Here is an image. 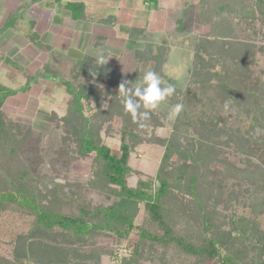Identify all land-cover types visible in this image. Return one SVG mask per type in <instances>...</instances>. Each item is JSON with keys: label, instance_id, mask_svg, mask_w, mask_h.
<instances>
[{"label": "trees", "instance_id": "16d2710c", "mask_svg": "<svg viewBox=\"0 0 264 264\" xmlns=\"http://www.w3.org/2000/svg\"><path fill=\"white\" fill-rule=\"evenodd\" d=\"M64 6L74 19L84 17V1H68ZM96 21L114 25L117 17L110 14ZM178 21L176 28L184 32H193L194 24L210 29L197 31L185 87H176L167 98L183 108L169 135H160L155 141L165 150L155 179L139 178L131 185L129 178L135 170L129 158L135 144L154 141L146 136L150 127L154 130L162 125L163 114L157 108L148 119L133 122L121 103L118 89L124 82L108 60V51L102 54L103 66L94 54L77 60L61 81L67 95L64 113L53 110L49 115L63 128L68 151L81 158L93 156L85 185L78 192L56 181L40 196L28 187L33 174L29 170L19 175L18 182L11 179L6 162L19 156L33 129L6 113L4 106L17 91L0 80V226L14 223L17 235L12 256L0 252V264H101L103 255L117 264H264V80L255 68L257 55L264 56V0L187 1ZM4 27L22 28L12 14ZM128 35L134 40L148 37L140 26L131 27ZM104 37L99 36V41ZM32 40L36 43V37ZM169 50L164 42L148 41L133 54L138 65H153L152 70L160 74ZM103 130L119 136L118 149L104 140ZM225 151L238 162L219 156ZM216 161L225 168L212 170ZM229 184L234 185L235 199L239 193L243 199L231 203L229 198L218 210L233 238L226 240L221 234L227 229L212 231L214 215L212 218L205 210L207 200L202 197L219 191L216 205ZM84 186L105 193L109 200L93 202ZM184 201H195L202 209L199 221L204 224L199 236L188 235L181 225H175L177 207ZM141 212L143 217L137 222ZM134 231L138 240L132 246L126 244L124 254L98 243L104 236L126 243ZM238 237L250 242L254 238L262 246L248 258V251L237 247Z\"/></svg>", "mask_w": 264, "mask_h": 264}, {"label": "rangeland", "instance_id": "374dc122", "mask_svg": "<svg viewBox=\"0 0 264 264\" xmlns=\"http://www.w3.org/2000/svg\"><path fill=\"white\" fill-rule=\"evenodd\" d=\"M47 1L24 0L11 1L7 4L5 0H0V80L17 91L16 95L8 98L4 109L10 117L32 126L33 129L32 137L22 148L19 156L13 157L6 163L11 170V179L15 182H18L19 175L23 171L33 172L28 179L30 185L28 187L39 191L37 194L40 196L45 195L56 181L66 184L67 190L78 192L89 174L93 156L81 158L73 150L68 151L63 141V128L57 126L55 117L49 116L53 110L59 114L64 113L67 95L61 81L69 76L78 59L86 54L99 57L104 51H108L111 56L108 60L116 65L119 79L135 85L146 70L153 69V65H138L133 54L134 50L144 47L148 41L164 42L170 50L164 68L158 75L164 86L173 84L177 88H183L194 58L197 31L206 32L210 29L209 25L197 24H194L193 32H184L178 26L176 28L186 2L197 3L198 0H82L85 2V12H83L85 14L79 20H73L69 8L60 6L62 4L60 2L66 0H59L53 7L45 6ZM10 13L14 20L20 21L22 27L20 34L1 25ZM110 14L117 17L116 24L96 21L98 17ZM31 20L37 23L33 33L36 43L26 42L18 36L22 34L21 32L28 33L31 30V27L29 28ZM136 25L146 29L148 33L146 39L134 40L129 37L130 28ZM99 36H105L104 40L100 42ZM96 43L102 46L96 48ZM257 57L259 63L255 66L256 73L264 80V73H261L264 69V56L258 54ZM175 105L177 104L169 99L162 102L158 107L163 114L162 125L154 130L150 127V133L146 136L154 141H140L132 148L129 163L135 174L129 178L131 185H136L139 178L146 180V178L155 179L157 176L165 150L155 141L160 135L165 137L169 135L174 120L169 118V113ZM153 132L159 136L153 135ZM101 135L112 148L120 147L122 141L117 134H106L103 130ZM125 140L129 142V136H126ZM219 156L233 163L238 162L236 161L238 158L233 157L235 155L232 156L230 151H225ZM211 165L212 170L217 166L225 168L220 161ZM229 185L226 190L224 189V195H221L223 199L222 197L218 199L217 206L213 204L219 191L210 197H202L203 201L207 200L204 202L205 210L212 218L214 215L210 225L212 231L217 232L219 229L226 231L228 227V224H225L226 219H221L218 213L224 202L229 198L232 199L231 203L243 199V194L240 193L236 197L239 199H235L234 192H231L234 185ZM239 188L241 190V186ZM235 190L238 192L237 187ZM84 192L93 202L109 200L105 193L89 187L84 186ZM213 200L211 204L210 201ZM187 203L184 201L177 207L179 214L174 218L175 225H181L188 235L199 236L204 224L199 221L202 209L195 201ZM230 211L226 210L231 214ZM142 217L143 212L140 213L137 222H141ZM7 226H0V252L4 256H12L13 240L17 237L16 228L14 223ZM262 227L264 229V225ZM229 230L230 228L223 232L221 238L233 239L228 235ZM237 239L240 241L237 247L247 250L248 258L262 246V242L260 244V241L254 238L251 242L246 238ZM137 240L138 235L134 231L126 243L120 244L114 236L100 237L98 243L114 252L124 254L127 252L126 244L130 243L132 246ZM231 243L226 244L228 248ZM101 264H117V262L109 255H103ZM208 264H216V262L211 261Z\"/></svg>", "mask_w": 264, "mask_h": 264}, {"label": "clouds", "instance_id": "9594fccd", "mask_svg": "<svg viewBox=\"0 0 264 264\" xmlns=\"http://www.w3.org/2000/svg\"><path fill=\"white\" fill-rule=\"evenodd\" d=\"M97 62L103 66L106 60L103 56H99ZM162 83L161 77L155 71L146 70L134 87H127V82L120 84L118 91L121 103L124 110L131 115L133 122H137L138 119H148L151 111L156 110L162 102L175 93V85L162 86ZM182 108V104L175 105L170 110L169 118H175Z\"/></svg>", "mask_w": 264, "mask_h": 264}, {"label": "crops", "instance_id": "0c3cea01", "mask_svg": "<svg viewBox=\"0 0 264 264\" xmlns=\"http://www.w3.org/2000/svg\"><path fill=\"white\" fill-rule=\"evenodd\" d=\"M11 1H24V0H5V2H7V4L9 3V2H11ZM59 0H53V1H50V0H48L44 5L45 6H47V7H53V6H55V5H57V2H58ZM68 1H77V0H66V1H63V2H60V3H62V4H60V6L61 7H66V6H64V4L66 3V2H68ZM79 1H82V0H79ZM53 3H56V4H53ZM10 14H12V13H10ZM9 14V15H10ZM71 14V13H70ZM8 15V16H9ZM7 16V17H8ZM7 17L5 18V20H4V22H3V24H1L2 26H5V22H6V19H7ZM71 17H72V14H71ZM73 18V17H72ZM73 20H79V19H74L73 18ZM36 26H37V23H36V21L35 20H31L30 22H29V28L31 27V30L28 32V33H24V32H21L22 34L21 35H18L19 37H20V39H23V40H25L26 42H33V43H35L32 39H33V33H35V30H36ZM137 26V25H136ZM8 29H10V30H12V31H17L18 33L17 34H20L19 32H20V30L19 29H14V28H8ZM101 37V36H100Z\"/></svg>", "mask_w": 264, "mask_h": 264}]
</instances>
